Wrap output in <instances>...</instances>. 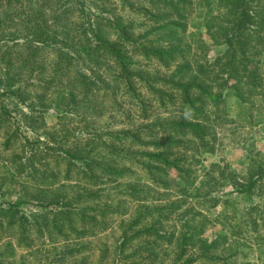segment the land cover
<instances>
[{"label":"rangeland","instance_id":"obj_1","mask_svg":"<svg viewBox=\"0 0 264 264\" xmlns=\"http://www.w3.org/2000/svg\"><path fill=\"white\" fill-rule=\"evenodd\" d=\"M66 1L0 0V16L6 23L15 21L4 33L11 36L12 28H17V24L25 26L22 20L26 19L29 26L37 28L41 16L54 28L58 26V38L62 40L66 37H60L63 34L60 30H70L68 38L72 40L82 24L88 26L97 16L121 17L126 22H134L135 33H143L148 24L142 25L147 21L143 10L155 7L152 2L158 3L159 8L166 7L161 0H82L83 4L79 5ZM204 3L200 0V7L186 14L187 33L201 35L208 44L206 54L199 55L200 60L204 55L213 59L225 48V44H217L210 38L209 32H214V28L205 33L200 23V8ZM255 5V0H248L247 6L252 10ZM227 6H223L224 12ZM15 8L19 10L18 15ZM206 21H217L215 25H218L225 19L207 17ZM27 32L26 29L24 33ZM105 32L107 37L112 34L108 29ZM214 35L218 38L215 32ZM9 38H3L0 43ZM192 47L198 56V50ZM255 48L259 50L255 58L259 61L257 73L261 82L256 95L251 101L240 102L234 93L224 89L223 100L217 104L203 101L205 111L201 120L207 125L205 134L211 151L205 152L200 139H194L189 148L178 150L189 161L184 164L188 170H183L187 171V181L172 179L183 176V171L178 172L176 167L174 171L168 169L169 179L164 185L161 181L153 185L141 170L107 183L77 180L75 171L80 162L65 153L66 150L79 152L85 138L90 137L89 132L104 139L109 132L134 128L141 119L136 118L135 107L128 113L123 111L120 100L110 93L114 82L108 74L114 68L113 61L99 57L100 63L93 64L82 56L71 63L65 59L59 62V52L42 46L35 56L33 76L20 82V86H25L26 80L30 81L22 90L24 102L10 94L0 97V103L9 111V116H0V206L20 201L19 212L12 219L14 223L5 229L6 235L0 241V253L6 249L9 255L3 264H133L127 254L144 241L142 237L134 238L128 244L131 246L121 252L124 230L134 225V229H128L127 233L131 234L147 226L152 218L150 214L159 213L147 211L172 200H178L173 205L180 206L169 215L163 228L175 231L173 240L182 229L181 223L185 222L190 230L200 228V222L203 223L201 232L190 238L189 243L193 245H187L179 264L185 261L188 264H264V52L258 45ZM35 49V45L25 44L21 38L16 45L19 55L13 53L11 68L25 65ZM72 49L67 48L65 52L73 55ZM39 65L43 66L41 71ZM156 65L152 62L149 67ZM75 72L87 74L102 88L85 93L78 83L74 102L64 111L56 109L57 93L65 91ZM49 79L52 82L43 85V80ZM45 88H48L45 99L41 101L37 96ZM124 106L128 107L126 103ZM167 113L159 108L151 113V118L160 119ZM147 120L150 122V118ZM7 135L12 140L6 145L3 142ZM157 135L161 136L159 132ZM48 146L59 148L48 150V155L40 161L32 155L36 151L44 153ZM153 148L144 145L141 150ZM13 153L22 158L10 163ZM138 158L147 161L146 155L140 154ZM212 178L218 183L223 178L224 183L213 184ZM251 180L255 182L248 191L236 190L239 183L242 188ZM60 195L64 197L63 202H59ZM196 212L199 215L193 216ZM21 214L25 220L19 218ZM138 215L141 218L135 223ZM19 219L25 225L22 231L17 226ZM0 221L6 225L7 216H0ZM213 239L214 249L208 251L212 259L201 257L203 246ZM6 242L11 245L7 246ZM177 252L175 242L159 246L152 251L149 264H174Z\"/></svg>","mask_w":264,"mask_h":264},{"label":"trees","instance_id":"obj_2","mask_svg":"<svg viewBox=\"0 0 264 264\" xmlns=\"http://www.w3.org/2000/svg\"><path fill=\"white\" fill-rule=\"evenodd\" d=\"M71 1L76 5L83 4L82 0H67L66 2L70 4ZM161 1L166 4L165 8H159L158 3L152 2L155 7L149 6L143 10L147 21H143L142 25L144 26L147 22L149 24H146L147 30L143 33H135L134 22H126L121 17L97 16L96 20L90 22L88 26L82 24L80 32L76 33L72 40L68 38L70 30L67 28L64 32L60 30L63 33H60V37H66V39H59L58 26L54 28L42 16L37 28L29 26L27 19L22 20L26 25L17 24V28H12L11 36H7L4 31L11 28V24L13 25L15 21L6 23L0 16V40L10 37L4 44L0 43V97L10 94L24 102L26 98L22 90L30 81L26 80L25 86H20V82L33 76L34 62H37L36 53L44 46L59 52V62L65 59L71 63L73 59L82 56V59L93 64L100 63L99 57L113 61L114 68L108 74L114 82V86H110V93L120 100L119 104L123 111L128 113L135 107L134 109L138 112L136 118L141 119V122L134 128L109 132L104 139L102 136H97L98 134L93 136L89 132L90 137L85 138L80 145L79 152L65 151L71 158H76L80 162L75 171L78 181L86 179V181L107 183L119 177L127 178L131 173L135 175L134 170H141L151 184L156 185L161 181V185H164L169 179L168 169L174 171L178 167V172L188 170L184 164L189 161L186 160L184 154L179 153V149L186 150L194 139L199 138L202 146L206 148L204 151H211L208 136L205 134L207 125L201 120L205 111H203V101L210 100L217 104L218 101L223 100L221 96L224 89L234 93L240 102L251 101L261 87L257 73L259 61L255 58L259 50L255 48V45H258L261 52H264V34H261V32L264 33V1L255 0L257 5L253 6L252 10L247 6L248 0H203L205 3L200 8V23L206 29L205 33L213 27L218 38H215L214 32H209L210 38L215 39L214 42L217 44H225V48L213 59L206 58L204 55L201 60L199 55L203 52L206 54L205 48H208V44L201 35L193 32L187 33L186 23V14L197 8L200 0ZM223 6H227L226 13ZM15 10L18 15V8ZM207 17L212 20L221 17L225 21L215 25L217 21L207 22ZM26 29L28 32L25 34ZM105 29L112 31L110 37L106 36ZM21 38H24L25 44L35 45L36 49L29 54V60H25V65L21 64L17 68H11L13 53L14 56L19 55L16 45L19 44ZM192 45L198 50V56ZM66 47L69 49L73 47L74 54L72 55L69 51L65 52ZM134 56H138V59ZM152 62L157 64L155 68L149 67ZM38 67L39 71L43 69L42 65ZM92 81L85 73L72 74L65 91L57 93L59 100L55 108L64 111L68 104L74 102V90L79 87L78 83L84 87L80 88L84 89L85 93H89L92 89L102 88L97 87V84L95 85ZM50 82L52 79L43 80V85L47 86ZM242 82H244L243 85ZM40 83L41 81L38 86ZM214 88H216L215 91H213ZM46 89L48 88L42 89L37 96L41 101L45 99ZM245 90L246 93H244ZM125 103L128 107L124 106ZM159 108L167 110V115L160 119L151 118V113ZM0 116H9L6 106L1 103ZM149 118L150 122L147 120ZM158 132L161 134L160 137L157 135ZM187 134L190 138H184ZM149 137L160 142L151 140ZM11 140L12 137L7 135L3 144L7 145ZM144 145H152L154 148L141 150ZM57 146L53 147L59 148ZM53 147L48 146L44 153L36 151L32 155L40 161L48 155V150L54 149ZM140 154L146 155L147 161L140 160L138 158ZM169 155L173 158H169ZM21 158L22 155L13 153L10 163H15L16 159ZM185 173L187 171H183V176L172 179L187 181ZM212 180L213 184L224 183L223 178L220 183L214 178ZM254 182L255 180H251L247 186L242 188L243 185L239 183L236 190L248 191ZM59 199V202L64 201L62 195ZM178 202V200H172L162 206L151 208L152 210L149 209L147 213L154 211L159 213L150 214L149 217L152 216V218L147 226L133 230L131 234L127 232L134 225L124 230L120 244L121 252L125 247L131 246L128 244L134 238L141 239L142 237L144 241L127 254L131 260L130 263L149 264L155 248L159 246L162 248L173 242L178 249L174 264L180 263L187 245H193V242L189 243L190 238L201 232L203 223L200 222L201 227L193 230H190L185 222L181 223L182 229L179 230V235L174 238V241L172 237L176 235L175 231L171 228L166 230L163 227L169 215L180 206L173 205ZM19 203L20 201L9 202L6 204L7 207L0 206V216L5 218L7 216L6 225L0 221V241L6 235L5 229L13 225L14 220L12 219L19 212L17 208ZM195 215L199 214L196 212L193 216ZM20 217L26 219L23 214ZM140 218L141 215H138L135 223ZM191 220L194 221L195 218L192 217ZM17 226L21 231L25 229L20 219ZM214 244L213 239L203 246L200 256L211 260L208 251L214 249ZM6 245L10 246L11 243L6 242ZM8 256L4 249V252L0 253V264H3V259ZM182 264H188V261Z\"/></svg>","mask_w":264,"mask_h":264}]
</instances>
